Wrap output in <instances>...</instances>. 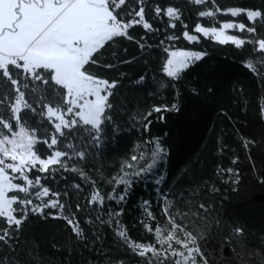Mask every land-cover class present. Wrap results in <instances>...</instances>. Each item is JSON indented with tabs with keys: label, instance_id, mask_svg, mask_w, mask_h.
I'll return each mask as SVG.
<instances>
[{
	"label": "trees",
	"instance_id": "trees-1",
	"mask_svg": "<svg viewBox=\"0 0 264 264\" xmlns=\"http://www.w3.org/2000/svg\"><path fill=\"white\" fill-rule=\"evenodd\" d=\"M155 4L179 8L181 20L170 21L161 16L152 21L151 6ZM215 6L225 10L228 7L259 9L264 8V0H214V4L205 5H195L191 0H147L146 18L158 31L147 33L140 26L130 30V35L147 47L141 49L135 41L119 38L101 50L95 64L86 66L98 78L118 83L115 94L110 97L111 122L105 126L102 144L95 147L89 144L88 159L74 160L70 166L83 169L89 180L97 182L102 194L110 193L112 186L105 181L122 175V166L133 163L132 155L148 153L154 146L152 141L159 139L166 155L154 172L128 177L134 183L126 203L108 202L112 208L124 209L121 221L130 238L137 242H153V235L147 233L141 223L145 219L142 202L149 201V210L158 221L153 227L160 226L167 231V219L161 211L165 206L178 222L197 224L198 231L204 235L201 243L209 264H264V115L260 107L264 104V82L243 63L250 45L243 50L237 49L235 45H221L219 41L195 33L196 24L219 27L222 22L235 20L252 26L253 22L244 16L231 17L223 12L215 17L199 16L200 11L213 10ZM170 23L177 27L171 29ZM257 27L264 34V27L259 24ZM183 31L197 35L198 41L182 38ZM173 33L181 38L161 43L166 35ZM237 35L247 38V34L240 31ZM165 48L202 51L206 55L191 63L179 79L173 80L162 69ZM109 64L114 67H104ZM6 89V83L0 82V90ZM52 102L59 105V101ZM172 104L177 105L176 110L151 117L150 133L142 130V114L154 106L170 107ZM157 115L163 119H158ZM24 119L30 127H37L39 117L26 112ZM44 127L51 132L54 121L45 120ZM74 135L76 139L72 142L77 150H84L80 137L86 133ZM242 138L251 141L248 148L244 147ZM38 147L47 151L45 145ZM135 163L143 164L144 161ZM229 168L234 169L235 176L226 171ZM136 170V167L124 168L129 173ZM160 176L164 179L157 184ZM42 183L53 191L69 190V198H61L63 203L70 205L65 215L76 212L93 246H86L88 240L77 241L61 219L30 216L13 241L19 245L17 251L23 249L22 261L27 260L28 252L32 251L44 264H104V253L97 251L103 248L112 259L141 264L140 258L122 245L111 227L98 229L102 235L96 239L93 225L87 222L88 209L77 211L75 208L77 202L83 206L85 199L77 201L69 188L76 183L86 186L78 173L62 171ZM117 187L122 190L123 186ZM201 204L211 209L209 215L199 208ZM3 227L0 221V228ZM8 253L9 249L0 244V255Z\"/></svg>",
	"mask_w": 264,
	"mask_h": 264
},
{
	"label": "snow or ice",
	"instance_id": "snow-or-ice-1",
	"mask_svg": "<svg viewBox=\"0 0 264 264\" xmlns=\"http://www.w3.org/2000/svg\"><path fill=\"white\" fill-rule=\"evenodd\" d=\"M146 2L0 0V82L7 85L6 90H0V221L5 225L0 228V244L9 249L8 254L0 255V264H44L32 251L28 252V259L22 261L20 256L23 249L17 251L19 245L13 243L30 216L61 219L77 241L83 243L88 240L76 212L65 215L70 205L63 203L61 198H69V190L53 191L42 183V180L47 181L62 171L78 173L86 182V186L76 183L69 185V188L77 201L85 199L83 206L77 202L75 208L77 211L88 209L87 222L93 225L97 240L102 235L98 229L111 227L122 245L140 258L141 264H209V257L201 243L204 235L198 231L197 224L178 222L168 206L161 210L168 223L165 232L160 226L153 227V223L158 224L156 215L149 210V201L142 202L145 219L141 223L146 232L153 235V242L144 243L130 238L121 221L124 209L121 207L117 210L108 203H126L134 183L128 178L130 175L140 177L154 172L158 162L166 155L159 139L152 141L154 146L150 147L148 153L132 155L130 160L133 163L122 166V175L105 181L112 186L110 193L102 194L97 182L89 180L83 169L70 166L74 160L88 159L89 144L93 147L102 144L105 126L111 122L108 114L112 108L110 97L115 94L118 83L98 78L86 66L95 64L101 50L119 38L135 41L141 49L147 47L130 35V30L137 26L147 33L158 31L153 22L146 18ZM191 3L214 4V0H191ZM151 7L154 13L152 21L161 16L170 18V21L181 20L179 8L159 4ZM225 11L231 17H246L253 22L252 26L234 22H224L219 27L196 24L195 33L211 36L221 45H235L237 49L243 50L250 45L249 55L243 63L264 82V34L257 27L258 24L264 27V8L228 7L225 10L215 6L213 10L200 11L199 16L215 17ZM170 27L175 29L177 25L170 23ZM228 29H239L241 33L247 34V38L227 35L225 30ZM180 38L174 33L168 34L161 43L175 42ZM182 38L190 42L198 41V36L189 31H183ZM164 52L166 60L162 69L173 80L179 79L191 63L200 61L206 55L202 51H169L168 48ZM104 67L111 68L114 65ZM140 80L143 81L144 77ZM53 100L59 101V105L54 104ZM260 107L264 115V104ZM176 108V104L170 107L154 106L142 114V130L150 133L154 114ZM26 112L39 117L37 127L27 124L24 119ZM65 113L72 114V118L65 119ZM53 118L58 122L49 132L44 127V121L52 122ZM157 118L163 119L160 115ZM79 132L86 133L80 137L84 150H77V145L72 142L76 139L74 134ZM242 143L248 148L251 141L242 138ZM39 145H45L47 151H41ZM140 160L144 163H135ZM236 162L233 161L234 164ZM125 167H136L138 170L129 173L124 171ZM226 171L236 175L232 168ZM163 179L160 176L156 183L160 184ZM117 186H123L122 190ZM199 208L204 210L206 216L211 213V209L204 204L199 205ZM236 232L239 233V229ZM86 246H93V242L88 240ZM97 251L104 253V264H128L122 259H112L103 248Z\"/></svg>",
	"mask_w": 264,
	"mask_h": 264
},
{
	"label": "rangeland",
	"instance_id": "rangeland-1",
	"mask_svg": "<svg viewBox=\"0 0 264 264\" xmlns=\"http://www.w3.org/2000/svg\"><path fill=\"white\" fill-rule=\"evenodd\" d=\"M224 14H228V13H226V11L225 12H223ZM173 21V20H172ZM225 22H234V23H240V22H238V21H235V20H230V21H225ZM224 22H222L220 25H222ZM226 31V34L227 35H237V32H239L240 30L239 29H228V30H225ZM203 35V34H202ZM238 36V35H237ZM208 37H210V38H212L213 40H215V41H217L215 38H213V37H211V36H208ZM176 50H181V49H176ZM172 51V50H171ZM183 51H188V50H183ZM69 118H72V114H68V113H65V119H69ZM53 121H54V123L55 122H58V121H55V118H53ZM11 194V193H10ZM34 198V197H33ZM37 203L39 202V201H36ZM55 211H58V210H55Z\"/></svg>",
	"mask_w": 264,
	"mask_h": 264
}]
</instances>
